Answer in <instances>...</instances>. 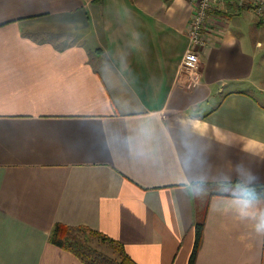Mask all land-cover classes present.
I'll return each instance as SVG.
<instances>
[{
	"label": "crops",
	"instance_id": "1",
	"mask_svg": "<svg viewBox=\"0 0 264 264\" xmlns=\"http://www.w3.org/2000/svg\"><path fill=\"white\" fill-rule=\"evenodd\" d=\"M191 13L189 0H0V264H81L49 242L55 223L137 264H188L204 210L193 264H264L257 218L223 195L264 184V23L249 0L212 8L189 86Z\"/></svg>",
	"mask_w": 264,
	"mask_h": 264
},
{
	"label": "trees",
	"instance_id": "2",
	"mask_svg": "<svg viewBox=\"0 0 264 264\" xmlns=\"http://www.w3.org/2000/svg\"><path fill=\"white\" fill-rule=\"evenodd\" d=\"M230 191L223 195L235 197V192L254 193L256 199H264V184L256 186H243L228 183ZM201 219L194 223V241L188 259V264H193L195 255L201 241L205 212ZM48 240L56 247L69 252L81 264H137L125 252L123 246L106 236L86 226H68L55 223L49 233Z\"/></svg>",
	"mask_w": 264,
	"mask_h": 264
},
{
	"label": "built area",
	"instance_id": "3",
	"mask_svg": "<svg viewBox=\"0 0 264 264\" xmlns=\"http://www.w3.org/2000/svg\"><path fill=\"white\" fill-rule=\"evenodd\" d=\"M256 17L264 22V0H249ZM192 5V13L187 25V44L178 64V72L183 75L189 86L197 83L199 70V49L204 41L202 30L208 18L210 10L221 5L224 0H189Z\"/></svg>",
	"mask_w": 264,
	"mask_h": 264
},
{
	"label": "clouds",
	"instance_id": "4",
	"mask_svg": "<svg viewBox=\"0 0 264 264\" xmlns=\"http://www.w3.org/2000/svg\"><path fill=\"white\" fill-rule=\"evenodd\" d=\"M233 195L236 197L237 203L240 205V213L242 216L253 215L257 218L258 222L256 224V231L264 233V210L259 212H250L256 196L251 192H235Z\"/></svg>",
	"mask_w": 264,
	"mask_h": 264
},
{
	"label": "rangeland",
	"instance_id": "5",
	"mask_svg": "<svg viewBox=\"0 0 264 264\" xmlns=\"http://www.w3.org/2000/svg\"><path fill=\"white\" fill-rule=\"evenodd\" d=\"M251 18H252V22H255L256 21V19H255V17H253L252 15H251ZM264 23V22H263ZM203 193H204V195L206 196V194L208 193V190H203Z\"/></svg>",
	"mask_w": 264,
	"mask_h": 264
}]
</instances>
